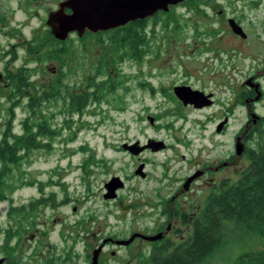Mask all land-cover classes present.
I'll return each mask as SVG.
<instances>
[{
    "label": "rangeland",
    "instance_id": "obj_1",
    "mask_svg": "<svg viewBox=\"0 0 264 264\" xmlns=\"http://www.w3.org/2000/svg\"><path fill=\"white\" fill-rule=\"evenodd\" d=\"M59 1L0 0V70L7 71L5 80L14 79L10 76L12 70L27 55L23 64L31 66L35 72L30 87L43 82L46 85L48 80L54 82L58 75L48 69L58 63L57 57H48L47 62H42L44 60L36 58L35 49L39 43V53L56 50L59 46L46 27L48 13L58 7ZM250 1L215 0L203 4L198 12L189 4L172 8L165 16L174 18L171 22L175 31L172 28L161 30V34L171 36L153 33L149 54L138 61L116 62L117 66L108 63V71L103 73L109 77L106 85L113 89L108 90L107 99L90 104L84 113L74 114L73 118L56 111L49 115L60 134L49 139L51 144L47 149L33 151L30 162L24 161L17 178L22 176L28 181L19 185L15 193L17 204L25 207V210H16L15 215L22 245L27 250L34 246L46 247L45 258L40 264H89L94 246L97 247L105 236L116 233L119 238H128L134 230L157 233L158 226L172 218L179 221L166 238L180 242L189 237L192 226L185 225L184 211L196 209L204 198H190L184 202L177 199L174 201L177 211L172 217L169 213L173 202L169 194L177 180L189 170L190 157L198 149L209 147L208 139L217 138L224 143V149L229 150L233 133L247 117L248 106L243 98L230 117L228 131L222 135L213 134L215 118L224 115L232 104V85L243 91L245 78L264 61V0L255 7ZM229 17L244 20L246 31L252 34L253 46L241 50L234 48L237 39ZM76 35L67 43L69 54L72 56L76 52L73 46L78 45L77 57L79 55L84 65L83 71L90 72L93 65H97L103 41L93 34L81 39ZM33 37L36 39L32 40ZM24 40H32V59ZM213 46L218 53L210 49L205 51ZM11 50L14 53H10ZM110 55L108 51V59ZM263 74L258 75L264 86ZM84 77L85 74H81V84ZM182 79L196 85L204 83L216 91L218 101L208 108L186 109L178 107L175 101L165 100L159 91L152 93L147 86H157L159 82L168 86ZM2 90L9 88L2 87ZM26 93L20 97H25ZM51 105L57 108L53 100L49 102ZM256 108L264 116V97ZM24 109L27 110V104L17 113L15 111L14 130L17 132L22 129ZM155 114L159 120L151 123L149 116ZM182 114L184 117H180ZM2 117L0 114V136L7 121V117ZM203 133L209 137L203 138ZM148 136L162 138L170 146L139 155L147 161L145 169L149 174L146 178L136 173L142 158L118 146L130 139L146 141ZM200 152L203 158L207 157L204 151ZM248 163L244 157L238 168H245ZM112 175H120L125 186L116 198L106 199L103 196L105 181ZM173 180L172 186H164ZM36 198L43 199L30 209L26 207L29 200ZM164 206L167 214L160 211ZM4 209L0 203V210ZM92 228H97L96 236ZM226 232L224 244L200 264H234L240 255L264 248L263 238L257 232L236 229L232 222ZM25 234L29 237L26 242ZM153 247V241L137 237L127 246H112L105 251L101 264H143L141 258L149 255ZM111 249H117V253L112 254ZM57 255L64 258L56 262L58 259L52 257Z\"/></svg>",
    "mask_w": 264,
    "mask_h": 264
},
{
    "label": "flooded vegetation",
    "instance_id": "obj_2",
    "mask_svg": "<svg viewBox=\"0 0 264 264\" xmlns=\"http://www.w3.org/2000/svg\"><path fill=\"white\" fill-rule=\"evenodd\" d=\"M261 3H262L261 0L250 1L252 7L260 5ZM179 5H186V4H183V2H181L175 5H171L170 9L168 10L160 9L156 11L154 14L149 15L145 18L136 19L137 21L139 20L140 22H142L140 25H144L141 27L142 34L145 36L146 39H150L149 44L151 42V37L153 33L154 34L158 33L159 35L171 36V34H161V30L167 31L170 28L173 29L172 27L173 22L171 21H174V18L170 19V17L167 18V16L165 15L169 13L172 8L175 9ZM67 10L69 11L70 9ZM238 18L237 21L246 30L247 27L245 26L244 20L241 19L240 17ZM46 23H47V19H46ZM127 25H129V22L109 29H100L98 31H92L86 29V31L82 35H80L77 30H74L69 33L67 38L62 39L55 37V39L59 43V46H57L56 48L57 54L56 56H52L49 59L57 57L58 63L53 67H50L48 70H51L52 73H57L58 76L55 79L56 81L54 80V82L53 81L49 82L48 80L46 82V85H44L45 82H43L41 84L32 86V88L30 87L31 86L30 79L33 77L35 72L31 70L32 69L31 66L23 64L26 61L24 58H26L27 55L24 56L22 63L18 64V66L14 70H12L10 76L14 78L13 80H5L7 71L0 70V72L2 73L0 77V90H2V87L9 88L8 91H3V90L0 91V109H2L0 110V114L3 115L2 119H5L6 117L8 119L10 116V112H13L14 120H15L16 119L15 111L17 113V110L19 108L21 109L22 105L24 104H27V110L24 109L25 116L22 118V120L25 118H29L36 121L45 120L49 118V115H53L55 111L58 114L67 115L69 118H73L74 114L80 115L81 113L78 103V95L82 91L81 74L82 76L85 74L84 84L91 86V89L89 87H85L84 89V92L89 94L87 107L90 104H96L97 100L94 98L95 89L97 88L98 85H103L104 87L108 86L106 85V82L109 81V77L108 75H104V74L108 71L107 70L109 65L108 63L112 65V55H110L109 59L107 58L109 51V46L107 45V36L114 29H120L121 27L128 28ZM46 27L51 32V35L54 36L50 26L48 25ZM173 30L175 31V29ZM75 34H77L76 36L79 39H81L83 36L93 34L99 36L100 39L103 41V45H100L101 49L99 51V54H97V58H96L97 65H93L90 72L83 71L84 65L82 64V61L78 58L79 55L77 57V54L79 53L78 45L73 46L76 52L72 56H70L69 54L70 45H68L67 43L71 40V38ZM235 36L237 41L234 45V48L236 50H241L244 49L245 47L253 46L254 44V41L251 40L250 38L252 34L249 32H247V36L245 37L238 33H235ZM34 39L36 38L33 37L32 40ZM32 40L29 41L24 40L26 41V43H28L27 53L30 52L31 59H32V53H31ZM255 42L256 44L259 43V41L257 40H255ZM39 46L40 43L38 46H36L37 50L39 49ZM12 47L16 48V45L13 44ZM209 49L213 52L218 53V50L216 51V47L214 46L206 48L205 51H208ZM37 50L35 49L36 58L39 60L41 59L40 61L44 60L42 62H47L49 60L47 59L48 52L39 53ZM149 50L150 48L143 55V57L149 54ZM10 53H14V50H11ZM103 57H106L107 59L104 60ZM218 57L216 55L217 59ZM17 59H19V57ZM126 60H132V59L125 58L120 62ZM261 62L262 64L260 65V67L257 68L255 71H253L252 74H250L248 77L245 78L243 82L245 89H243V91L241 90L239 91L236 87L232 85V94H233L232 104L227 107L224 115L215 118L216 120L214 121L215 128L213 129V134L214 133L219 135L225 134L230 127V117L234 113V109L239 105L240 101L244 98L245 104H247L248 106L247 107L248 114L241 127L237 129L232 135V147L229 150H225L224 143L218 141L217 138H210L207 140L209 147H206L202 150L198 149L196 154L190 157L189 161L191 165L189 170L182 176V178L177 180L175 187L173 188L172 192L169 194L171 201L173 202V208L169 213L170 216L172 217L174 216L175 207H176V203H174V201L176 202L177 199H181L180 202H184L189 200L190 198L193 199L199 198L198 200H200L201 197H203L205 200L211 193L218 191L225 182L235 183L239 180L242 170L245 169V168L242 169L238 168L240 166L241 159L244 157H246V159L248 160L250 159V154L252 150H254L257 146L258 135L262 131L260 125L263 123L264 116L260 114L256 108V104L259 101H261L262 98L264 97V86L263 83L261 82V76L258 75L264 73V61ZM81 65L83 66L82 69H81ZM262 76H264V74ZM249 77H253L251 83L246 82V80ZM55 85H57V88H54ZM156 85L157 86H150L149 84H147V86L150 87L152 93L159 91L165 100L177 102L178 107H185L186 109L187 108L203 109V108L211 107V105L215 104L218 101L216 91L209 89L204 83L201 85H196L188 80L182 79L177 81L175 80L168 86L160 82ZM177 86H186L200 91L201 99L204 102V105L197 106L193 102L185 103L184 100L179 97V95L175 90ZM25 92H27L26 96L20 97V95ZM99 94L102 95V92H100ZM258 94H260L259 97L257 96ZM51 100H53V102L57 105V108H55L53 105L49 106V102ZM9 105L11 108L9 107ZM39 106H40V111H39ZM85 110H83V113L85 112ZM2 111H4V113H2ZM254 113H256L255 117H253ZM68 117H66L65 119H68ZM180 117H184V114L180 115ZM156 120H159L157 116L155 118V121ZM220 123L223 124L220 125ZM34 127H37V125L34 124ZM201 136L203 138L209 137L206 133H203ZM2 137L3 134H1L0 140L2 139ZM149 137L150 136H148L147 138L149 139ZM43 140L45 142V145L41 146L40 148H35L34 151L45 148L47 149V147H49L51 143L48 140V138L46 136H43ZM137 140L140 139L137 138L134 141L133 139H130L124 142L133 143ZM146 141L140 140V143L144 144L146 143ZM238 143H239V148H241V145L243 147L241 152L238 151ZM167 144L169 147L170 144L169 143ZM118 147L121 149L124 148L122 144H119ZM149 150L153 151L152 149L147 148L144 151H142L140 154H133L128 149H126V151L133 154L137 158H142V156L139 155ZM200 151H204L207 157L203 158L202 157L203 153ZM141 160H142L141 163L144 164V170L146 171L145 167L147 161L144 158H142ZM22 164L24 165L25 163ZM23 165L20 166V169L22 168ZM6 166L9 168L8 171H6L4 175L2 176L0 175V203L5 206L4 210H0V258H3V261L0 264H40L41 262H43V259L45 258L44 252L46 247L44 245H41L40 247L34 246L30 250H27V247L24 248V246L22 245L23 240L21 242V237H22V234H20L21 229L17 227L16 218H15L17 207L18 206L24 207L23 204L18 205L16 202L15 193L19 189L17 184L20 183V180L28 181V178H23L22 176L19 179L17 178V171H19L20 169L17 168V163L14 162H9L6 164L5 162L0 161V172H2V170ZM195 173H199V174L191 180L188 187L186 188L185 183L187 179ZM148 174L149 173L147 172V175L142 177L148 178L147 177ZM107 181L108 180L105 181V184ZM173 183L174 180L171 182H167L166 184H164V186L166 185V187H170L173 185ZM206 188L207 190L205 191ZM158 193L161 196V192ZM42 199L43 198H36L33 200H29L30 202L26 204V207L28 206V208L30 209V207H32L33 205L41 202ZM165 208L167 207L164 206L162 210H160L163 214H167V212H165ZM200 210H201V205L198 204L196 206V209H193L188 213L189 214L191 213L192 215L199 212ZM178 221L179 220L174 221L173 218L167 220V222H165V225H160V227L158 226V229L156 231L157 232L163 231L164 237H166L167 234L170 233V231L173 229L174 225H177ZM185 222H186L185 225L191 226L190 221H185ZM179 225H180V229H183L182 224L180 223ZM92 229H93V234H95L96 236L97 228H92ZM26 232L28 233L27 230ZM109 237H112L113 239H109L103 245V248L100 252L98 264H101L102 254L108 249L112 248V246H117V248L118 246H127L131 244L137 237L143 238L137 236L129 244H117L114 241V239L119 237L114 236L113 233L105 236L103 240ZM26 239L27 240L29 239L27 234H25V240H24L25 242ZM103 240L99 244H101ZM95 247L96 246H94V248ZM66 252H68V249L66 250ZM110 252L112 254H116L117 249H111ZM65 255L68 256L69 254L67 253ZM63 258H64L63 256H58V255L52 257V259H58L56 262H59V259H63ZM91 260H92V254L89 255V260H88L89 264L91 263ZM44 264H48V262Z\"/></svg>",
    "mask_w": 264,
    "mask_h": 264
},
{
    "label": "trees",
    "instance_id": "obj_3",
    "mask_svg": "<svg viewBox=\"0 0 264 264\" xmlns=\"http://www.w3.org/2000/svg\"><path fill=\"white\" fill-rule=\"evenodd\" d=\"M213 1L215 0H185L183 4H189L198 12L203 4ZM141 23L133 20L127 25L128 28L114 29L107 36L112 65L125 58L140 60L148 51L150 39L142 34L141 27L144 25H140ZM56 54V50H49L48 57ZM81 87L78 103L80 113H83L89 100V94L84 89H91V86L83 83ZM112 89L113 87L98 85L94 96L97 103L107 99L106 94ZM21 124V131H15L14 113L10 112L0 140V161L6 164L17 163L18 169L24 161H31L30 156L35 148L45 145L43 136L49 140L60 134L58 126H53L49 118L37 121L25 118ZM8 169L6 166L0 175H4ZM26 182L20 180L17 186ZM19 210H25V207L18 206L17 211ZM184 221L191 222L189 237L180 242L169 237L155 240L150 254L141 258L143 264H200L224 244L231 222L236 229L257 232L264 242V118L257 146L252 150L249 164L242 170L239 180L235 183L225 182L218 191L211 193L203 200L199 212L191 215L184 211ZM113 235L117 236L116 233ZM234 264H264V248L240 255Z\"/></svg>",
    "mask_w": 264,
    "mask_h": 264
},
{
    "label": "water",
    "instance_id": "obj_4",
    "mask_svg": "<svg viewBox=\"0 0 264 264\" xmlns=\"http://www.w3.org/2000/svg\"><path fill=\"white\" fill-rule=\"evenodd\" d=\"M185 0H60L58 7L50 10L47 18V23L51 28L52 33L58 38H67L71 31L77 30L82 35L86 29L98 31L100 29H109L119 25L126 24L130 21L145 18L154 14L160 9L168 10L171 5L181 3ZM67 9H70L69 11ZM229 24L235 33L242 36H247L246 30L234 17H229ZM2 73L0 72V77ZM253 77H249L246 82L251 83ZM185 87V88H184ZM177 94L185 103L193 102L197 106H203L204 102L201 99L200 91L186 86H177L175 88ZM258 97L260 94L257 95ZM256 113L253 114V117ZM150 122H155V116H149ZM223 123H220L222 125ZM123 147L128 149L133 154H140L147 148L153 151H160L167 147V142L162 138L150 137L146 143H140L137 140L133 143L124 142ZM243 147L238 151H242ZM136 173L141 176H146L147 172L144 170V164L141 163ZM199 173L190 176L185 187L187 188L193 178ZM125 181L120 175L112 176L105 184L106 191L104 198L113 199L118 196L120 188L124 187ZM137 236L146 238L148 240H158L164 237V232L159 231L153 234H147L142 231H134L128 238H116L114 241L117 244H129ZM112 237L106 238L101 244L94 248L92 260L90 264H98L100 252L105 242ZM3 258H0L2 263Z\"/></svg>",
    "mask_w": 264,
    "mask_h": 264
}]
</instances>
